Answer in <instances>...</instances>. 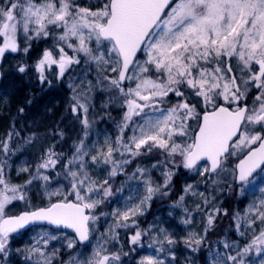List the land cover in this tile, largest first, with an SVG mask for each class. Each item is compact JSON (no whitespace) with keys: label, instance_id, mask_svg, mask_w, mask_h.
Masks as SVG:
<instances>
[{"label":"snow or ice","instance_id":"1","mask_svg":"<svg viewBox=\"0 0 264 264\" xmlns=\"http://www.w3.org/2000/svg\"><path fill=\"white\" fill-rule=\"evenodd\" d=\"M48 40L51 45L33 64L18 60L15 70L34 72L42 89L67 76V111L82 135L70 154L56 150L66 135L59 125L40 131L36 124L25 136L13 125L0 139V260L10 254L11 234L48 225L29 246L16 249L26 253L27 264H121V253H128L122 246L113 251L120 241L118 229H134L130 245L148 237V246L155 248L157 254L139 264H177L178 245L192 254L184 264H201V257L202 264H264V0L0 2V65L9 54L28 56L34 43ZM77 67L82 74L72 75ZM97 92L107 95L102 109L115 105L123 110L118 134L105 136L103 143L88 140L98 116ZM29 151L38 153L35 162L24 161L17 169L29 179L13 184L10 160ZM154 152L162 158L128 171L136 158ZM101 168L106 170L103 180L92 173ZM154 169L161 180L153 177ZM180 169L201 178L186 183L173 203L183 213L185 234L177 238L155 224L141 229L136 217L154 197L169 195ZM117 176L125 180L114 191L111 181ZM54 179L59 186L49 190ZM34 181L43 182L47 206L8 214L15 201L30 207L27 191ZM221 184L229 190L235 186L238 198L249 191L254 198L232 213L240 239L213 243L209 233L229 215L216 195L224 190ZM125 188L122 207L100 212L114 223L93 244L97 209ZM186 197L199 202L190 209ZM196 215L205 218L202 231L190 228ZM58 240L62 248L74 250L67 260L60 259V248H49ZM88 244L90 252L76 251Z\"/></svg>","mask_w":264,"mask_h":264},{"label":"rangeland","instance_id":"2","mask_svg":"<svg viewBox=\"0 0 264 264\" xmlns=\"http://www.w3.org/2000/svg\"><path fill=\"white\" fill-rule=\"evenodd\" d=\"M2 2V0H0ZM82 4H87L92 2V0H80ZM13 54H9L3 65H1L2 70L5 72V77L3 81V85L0 87V104L4 106H8L9 103V95L14 92L15 86L19 85V76L13 72L11 64L14 62ZM140 59L143 60V55H140ZM83 71L82 67H77L72 72V75H81ZM94 75V73H93ZM91 78V77H89ZM62 87L55 86L51 88H44V92L42 90L39 92L38 103H36L33 107H30L29 112L27 114L28 121L27 127L28 130H36V124L39 125V129L45 128L48 125L55 124L61 117H65V119H71V114L67 111L68 107V97L71 95L70 90L67 87L68 79L66 78L61 82ZM63 83L65 86H63ZM107 99V95L104 93L97 92L95 96V111L98 114L96 123L93 125V128L90 131L89 142L95 141L99 138V142L103 143L105 136H110L115 138L118 134L117 124L120 122L121 117L123 115V110L115 105L109 106L107 109H102L101 104ZM173 102L175 101V97L172 98ZM50 110V111H49ZM112 111H116V113H112ZM110 113V117L108 115ZM81 127L79 123L72 121L68 125V134L72 132L74 128ZM131 131L127 132V135H131ZM82 135V134H81ZM80 135V136H81ZM38 153L28 152V156L26 155H18L13 158L10 162L12 167L8 170V178L11 180L13 184H24V182L29 179L28 173H20L17 174V169L24 161L35 162L36 156ZM162 157L159 153H153L148 156L138 157L128 167V171L131 172L137 164H140L142 167H150L151 164L155 163L157 159H161ZM60 171V168L57 170ZM160 170H153L152 175L158 181L161 180ZM92 173L94 176H97L100 180L106 178V170L104 169H93ZM62 179V178H61ZM201 178L194 176L189 173L187 170L180 169L177 174L173 177L172 180V190L168 196H156L150 202L146 211L142 216L136 217L139 227L141 229H147L149 225H162L165 228H168L170 231L174 232L177 238L185 234L186 228L184 225L180 223L181 216L183 215L180 208H174L173 203L178 199L179 195L182 194L183 186L186 183H194ZM223 180L224 178L221 177ZM125 180L124 176L115 177L111 183L113 190L115 191L121 185V182ZM62 183L67 189V181L62 180ZM133 185L135 182H131ZM43 184L42 181H34L32 185L28 186L27 191V200L30 203V207L25 204L23 201H15L13 205L9 206L8 214L14 215L23 210H33L39 204L42 206H46L48 204L47 197L44 196V188L41 186ZM59 185L54 179L51 183L49 190H52ZM223 187L222 192L216 193L218 201L221 202V207L226 208L228 210L229 215L227 217H221L219 223L216 224L215 228L209 233V241L215 243L216 241L223 239L225 237L230 239H240L238 236L234 234L232 227V213L236 209L243 210L245 204L250 202L254 197L253 194L249 191L242 198L237 197V188L234 186L232 190H229L225 185L221 184ZM199 190L204 191L205 186L203 184H199ZM142 191V186H141ZM211 191V189H209ZM128 194V189L125 188L124 193L116 194L108 199L101 208L97 209V215L99 216L98 221L96 222L97 231L93 233L92 243L96 242V239L101 236V234L105 233V230L109 228L114 220L111 216H100V212L110 213L114 208L122 207L124 203L123 197H126ZM259 196V193H256ZM53 201L56 199L52 198ZM71 199V197H70ZM185 202L187 206L191 209L194 207L195 203H198L199 200H194L192 197H186ZM171 213V215H170ZM205 218L202 215L194 216L193 223L190 226L192 230L202 231L204 227ZM47 229V227H34L29 229L26 232L19 233L17 235H12L9 238L10 244V254L6 260H0V264H27L25 261L26 253L20 254L16 252V249H24L29 246L33 242V237L36 236L37 233L42 230ZM120 241L119 244L113 248V251L119 250L122 246V251L127 252V256H123L121 253V264H139L140 260L149 255H156L154 247H149V239L148 237H144L141 244L139 245H130L128 243V239L134 229L126 230V229H118ZM62 234H67L68 236H72L69 232L65 230H59ZM63 241H53L49 245V248H60V259L67 260L69 258V254L73 253L74 250H68L66 248H62L61 244ZM91 251V244H88L86 249L84 246H78L76 251ZM177 252V264H184V258L186 256H192L190 252H188L183 245H178L176 248ZM201 257V264H202ZM254 259H258V257H254Z\"/></svg>","mask_w":264,"mask_h":264},{"label":"trees","instance_id":"3","mask_svg":"<svg viewBox=\"0 0 264 264\" xmlns=\"http://www.w3.org/2000/svg\"><path fill=\"white\" fill-rule=\"evenodd\" d=\"M52 43L51 40L45 41H39L34 43L33 48L28 56H23V54H13L14 62L11 64L13 72L17 76H19V85L15 86L14 92L11 93L9 97V103L8 106H4L0 104V139H3L4 136L12 130L13 125H15L17 130L23 129L21 132V136H25L29 133L28 127H27V121H28V112L29 108L33 107L36 103H38L39 99V92L42 90L44 92V89L41 88L39 83L35 79L34 72L29 71L27 75L20 74L15 70V65L18 60H25L29 64H33L35 60L39 57L40 53L45 47L50 46ZM74 71V70H73ZM2 77L0 80V87L3 85L5 72L2 70ZM62 82V81H61ZM58 83L60 87H62V83ZM57 84L54 83L55 87ZM57 85V86H59ZM63 86L65 84L63 83ZM38 98V99H37ZM31 99L32 103L29 105L27 101ZM23 107L24 112L19 113L18 109ZM112 113H116V111H112ZM74 121L73 117L71 119H65V117H61L55 124L48 125L45 128L39 129L40 131H44L45 129L49 127H54L56 125H59V127L63 128L66 135L65 139L59 143L57 147V151H63L65 154H70L72 151V144L73 141L78 139V137L82 134L81 127L74 128L70 134H68V125L69 123H72ZM31 152V151H29ZM19 155V154H18ZM17 155V156H18ZM23 155L28 156V152L24 153ZM15 156H13L10 160V162L13 160ZM59 169V165L57 166L56 171ZM42 205H38L37 207H41ZM23 211V209L21 210Z\"/></svg>","mask_w":264,"mask_h":264},{"label":"water","instance_id":"4","mask_svg":"<svg viewBox=\"0 0 264 264\" xmlns=\"http://www.w3.org/2000/svg\"><path fill=\"white\" fill-rule=\"evenodd\" d=\"M138 55H139V54H138ZM0 73H1V70H0ZM0 77H1V76H0ZM34 226H46V227H49L48 225H32V226L28 227L27 229L21 230L20 232L27 231L29 228L34 227ZM62 230H67L68 232H70V233L74 236V233H72V231H71L70 229H62ZM20 232H17V233H20ZM17 233H13V234H11V236H12V235H15V234H17Z\"/></svg>","mask_w":264,"mask_h":264}]
</instances>
